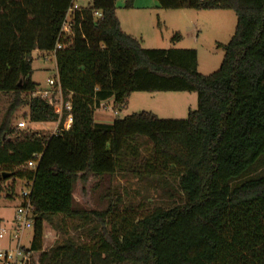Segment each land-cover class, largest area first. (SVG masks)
Instances as JSON below:
<instances>
[{"label": "trees", "instance_id": "trees-1", "mask_svg": "<svg viewBox=\"0 0 264 264\" xmlns=\"http://www.w3.org/2000/svg\"><path fill=\"white\" fill-rule=\"evenodd\" d=\"M156 1L163 9L236 13L220 68L199 73L196 49L143 47L121 28L117 0H91L55 53L73 123L64 130L62 120L45 136L10 122L22 105L31 123L57 121L59 99L33 96L32 53L52 54L71 0H0V93L13 95L0 124V194L11 179V189L16 180L32 182L33 264H264V0ZM134 92H196L198 106L186 118L143 111L95 120L103 102L120 109ZM145 143L151 151L139 160ZM119 171L153 178L173 205L138 217L76 201L79 180ZM56 216L106 225L92 243L53 241Z\"/></svg>", "mask_w": 264, "mask_h": 264}, {"label": "rangeland", "instance_id": "rangeland-1", "mask_svg": "<svg viewBox=\"0 0 264 264\" xmlns=\"http://www.w3.org/2000/svg\"><path fill=\"white\" fill-rule=\"evenodd\" d=\"M89 3L90 0L80 2L83 6ZM135 3L147 5L149 8L131 11L126 9L125 0H117V15H120L123 26L135 35L143 47L196 49L199 73L209 75L220 68L225 45L234 35L237 25V16L233 10L163 9L153 6L159 4L156 0H136ZM176 35L180 37L173 40ZM32 68L31 78L38 84V88H49V80L57 76L55 57L45 51H33ZM12 99V94L0 93V124ZM197 106L196 92H134L120 109L113 102L97 107L95 120L110 123L116 118L143 111L153 112L160 118H186V111L195 110ZM28 114L29 107L20 106L11 117V128L15 131H35L45 136L56 131L58 122L32 124L26 117ZM21 121L26 122L24 129L18 126ZM151 148L150 143L141 144L139 160L142 156H149ZM152 179H142L134 171H119L102 178L90 174L86 181L77 182L74 196L88 211H103L113 206L115 213L119 215H128L131 212L142 217L157 206L168 207L174 202L154 187ZM12 182V179L6 181L5 189L0 194V231L6 229L9 232L5 238L0 239V248L14 247L18 243L13 241L10 233L15 224L16 209L22 201L21 194L26 186L23 181L16 180L11 189ZM54 220L55 225L50 228V238L59 242L72 238L79 243H92L95 235L106 225L96 218L84 221L56 216ZM111 224L112 219L109 217L107 228L110 229ZM32 239L33 229H26L21 243L29 247Z\"/></svg>", "mask_w": 264, "mask_h": 264}, {"label": "built area", "instance_id": "built-area-1", "mask_svg": "<svg viewBox=\"0 0 264 264\" xmlns=\"http://www.w3.org/2000/svg\"><path fill=\"white\" fill-rule=\"evenodd\" d=\"M82 0H71L70 6L67 10L66 16L63 20L61 30L59 33V39L56 43L54 50L52 51V55L55 57V53L57 50L65 47L66 45L61 41V38L70 36L73 34V25H74V15L77 11L82 8L88 7L80 4ZM102 12H95V17H101ZM49 88L40 89L37 88L33 96L40 98H55L59 99V104L57 105L55 112L58 114V119L55 122H58L57 129L54 133L60 130V124L63 120L62 129L68 130L70 129L73 123V114H72V105L70 99L64 100L62 88L60 85V81L58 76L53 79H50L48 82ZM43 124L45 122H36L32 124ZM51 122H49L50 124ZM20 129H24L26 127V122L21 121L18 124ZM53 133V134H54ZM40 154L35 155V159L29 161L27 163L28 168H35L37 164V160L40 158ZM26 189L23 190L21 197L22 201L20 205L16 209L15 216V224L12 226L11 237L13 241H18V243L14 247L8 248H0V264H33V251L31 247H25L21 243V238L23 232L26 229H33L34 226V208L30 203L29 194L31 192L32 182H24ZM8 230L2 229L0 231V239L5 238L8 234Z\"/></svg>", "mask_w": 264, "mask_h": 264}, {"label": "crops", "instance_id": "crops-1", "mask_svg": "<svg viewBox=\"0 0 264 264\" xmlns=\"http://www.w3.org/2000/svg\"><path fill=\"white\" fill-rule=\"evenodd\" d=\"M125 1L127 2V0H125ZM135 1H136V0H133V5H132V7H130V8H126V9L131 10V11H135V10H142V9H148V8H149V7H147V5H146V6L138 5V4L135 3ZM153 6H154V7H157V6H159V4H154ZM117 16H118V18H119V21H120V24H121V28L123 29V31L126 32L127 34L132 35L133 37H135V35H134L133 33H130L129 31H127V29L123 26L122 20L120 19V18H121L120 15H117ZM135 38H136V37H135ZM35 51H36V50H35ZM110 102H113L112 99H110V100H108V101H106V102H103L102 105H104V104H106V103H110ZM189 111H190V110H187V111H186V112H187L186 114H188Z\"/></svg>", "mask_w": 264, "mask_h": 264}, {"label": "water", "instance_id": "water-1", "mask_svg": "<svg viewBox=\"0 0 264 264\" xmlns=\"http://www.w3.org/2000/svg\"><path fill=\"white\" fill-rule=\"evenodd\" d=\"M9 175H10V174L4 173V174L1 175V177L6 178V177H8Z\"/></svg>", "mask_w": 264, "mask_h": 264}]
</instances>
